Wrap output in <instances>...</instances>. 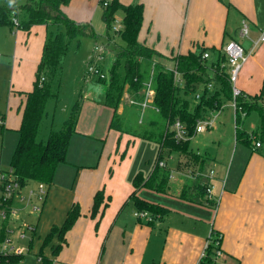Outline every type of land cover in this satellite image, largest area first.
Here are the masks:
<instances>
[{
	"label": "crops",
	"instance_id": "0c3cea01",
	"mask_svg": "<svg viewBox=\"0 0 264 264\" xmlns=\"http://www.w3.org/2000/svg\"><path fill=\"white\" fill-rule=\"evenodd\" d=\"M103 1L112 0H71L63 11L78 23L95 26L101 19L104 21ZM119 1L123 5H143L139 41L158 53L155 62L175 69L177 55L202 49L213 52L235 41L249 54L239 72L236 88L248 96L263 92L264 41L254 46L264 35V0ZM117 18L122 22V12L117 13ZM243 22L249 26L248 38L239 34ZM1 28L9 30L13 38L11 47H7L10 45L7 39L0 41V61L12 59L9 97L11 103L20 101V110L23 97L19 93L34 89L49 28L35 25L25 31L0 27L1 34ZM210 56L213 60V53ZM87 92V102L81 111L82 115L84 112L91 115V123L85 126L81 120L77 123L67 163L57 169L43 211L31 221L36 236L27 246L30 250L18 260L9 258L2 264H43L44 259L51 264H201L213 233L221 235L222 240L221 255L213 256L212 264H264V116L251 113L248 118L256 113L259 126L243 127L255 135L251 146L237 142L236 125L235 141L232 137L230 140L222 137L219 146L225 140L227 150L233 149L229 165L227 159L218 158L217 154L213 157L197 153L207 158L204 175L209 176L211 170L215 172L214 178L203 176L192 180L201 184L208 180L212 185L214 197L207 203L197 183H187L191 180V169H177L183 161L179 156H170L175 169L166 192L146 187L137 189L136 177L141 174L146 182L155 169L145 177L143 171L134 167L135 154L147 140L111 130L114 113L111 120L100 123L101 106L112 109L104 104V87ZM124 104L119 114L124 111ZM227 106L224 104L215 115L209 113V117L214 115L215 125L207 132L220 131L219 119ZM9 108L14 110L12 106ZM255 142L261 146L255 147ZM198 168L197 165L194 170ZM99 191H103L105 201L100 212L92 216ZM133 193L161 205L167 212L152 221L136 217ZM76 205L81 216L66 233L65 240L55 233L46 241L55 227L63 226L68 212Z\"/></svg>",
	"mask_w": 264,
	"mask_h": 264
},
{
	"label": "trees",
	"instance_id": "16d2710c",
	"mask_svg": "<svg viewBox=\"0 0 264 264\" xmlns=\"http://www.w3.org/2000/svg\"><path fill=\"white\" fill-rule=\"evenodd\" d=\"M71 0H0V27L15 28L13 19L19 21L18 28L29 31L35 25H46L49 34L39 64L34 89L19 93L22 96L20 106L21 121L17 129L19 140L13 158V167L23 184L36 181L52 185L57 169L67 163L72 136L76 133L78 116L74 113L58 131H52L46 141L40 137V129L46 116V104L51 97L50 81L61 65L63 57L69 51L71 42L83 37H95L96 33L90 23H78L70 19L63 8ZM104 7L103 19L107 26V35L112 32L117 13L122 12L123 29L118 35L126 47L116 53L107 70L106 79H99L104 87V104L111 107L114 115L110 129L120 134H128L133 138L157 143L160 153L152 176L145 182L139 174L135 180L137 189L146 187L157 192H166L172 173L170 167L159 165L164 150L170 156L190 157L198 161L199 171H205L207 158L195 153L190 148V140L196 134L198 121L208 118L209 113L220 111L228 101L236 103L235 125L237 142L251 146L255 135L243 129L246 118L257 112L264 116V90L258 96H248L243 92L234 97L231 80V66L228 63L224 47L220 50L190 52L177 55L175 69H168L154 61L158 53L139 41V33L143 23L144 8L141 4L123 5L119 0H112ZM110 39V38H109ZM111 40V39H110ZM213 53V60L203 58L205 53ZM45 81L40 83L41 78ZM152 79L154 100L150 107L142 109L145 99L146 84ZM194 95L196 105L191 107L188 97ZM128 96V97H127ZM199 96V98H197ZM134 101V103H129ZM127 102L128 104L125 105ZM125 103V104H124ZM124 111L119 114L121 105ZM180 122L186 129V140L175 138V124ZM256 144V142H255ZM189 158V159H190ZM193 161V162H194ZM191 163L184 161L177 165L178 170H188ZM196 173L195 170L192 171ZM198 189L205 195V187L197 182ZM195 185L192 180L187 181ZM191 185V186H192ZM132 200L138 211H147L152 219L163 216L167 209L140 198L133 193ZM105 201L103 191H99L94 199L92 216L100 212ZM107 203L104 205V208ZM81 216L79 206H73L68 212L63 226L55 227L48 235V241L55 233L65 240L66 233ZM217 247L210 244L201 264H212ZM12 261L19 257L13 256ZM43 264H51L47 259Z\"/></svg>",
	"mask_w": 264,
	"mask_h": 264
},
{
	"label": "rangeland",
	"instance_id": "374dc122",
	"mask_svg": "<svg viewBox=\"0 0 264 264\" xmlns=\"http://www.w3.org/2000/svg\"><path fill=\"white\" fill-rule=\"evenodd\" d=\"M93 27L95 29L96 36L83 37L80 42L77 40L72 41L69 51L63 57L60 67L50 81V91L52 95L47 101L46 116L40 129V137L44 141L48 139L52 131L60 130L64 123L69 120L74 113L78 116V122L81 120V124L83 126L91 123V115L88 112H84L82 115L81 110L84 103L87 102V90L93 88H103V86L98 82L99 78L89 77L88 75L87 64L95 55V45H101L107 49L106 57L99 63V66H101L105 72H107L110 62L116 57V53L126 47L122 38L113 32H110V37H107V26L102 19L98 25L96 24ZM1 29H3V32L2 34L0 32V41L7 39L8 43H10L7 47H11L13 38L9 35L10 31L5 28ZM109 38L111 39L110 41L108 40ZM11 60V57H9L5 58L4 62L0 61V115L6 118L7 128L3 136L2 163L6 168L13 166L14 153L19 140L17 129L21 121V112L18 109L20 101L18 100L17 102L11 103L9 97V93L11 91L10 79H12ZM2 64L5 66H2ZM236 82L234 83L235 87ZM194 99V95H190L187 99L190 101L191 107L193 108L197 103ZM225 104L228 106L225 108L219 119V122L221 123L220 131H214L212 133H210V131L202 135H195L190 140V148L195 153H201L207 156L212 155L214 157L215 154H217L218 158L223 157L224 160L227 159V164L229 165L233 149L230 151L229 149L227 150L225 140H230L232 137L235 141V109L231 102L227 101ZM10 106L13 107V111H10ZM101 109L102 112L98 117L99 122L101 123L102 120L105 119L111 120L114 111L103 106H101ZM251 124H254L253 129L260 124L256 113L252 114L251 117L246 118L243 127H250ZM222 137L225 140L223 143L221 142L219 146ZM159 153L160 146L158 144L149 141L143 142L139 152L137 155L135 154L136 159L134 157V167L139 171H143L144 176L148 177L157 165ZM171 156L178 157L176 154H172ZM163 157L165 159V163L170 167V169L174 170V161L171 160L167 149L164 150ZM180 157L181 156L178 158ZM189 158L190 157L187 158L184 156L182 163L184 164V161L191 163L188 168L191 169L192 172L196 169L199 163L198 161H194L192 158ZM27 184H30L34 189L39 186V182L36 181H29ZM146 193L148 195L150 194L148 191H146ZM20 207H24L27 211L29 210L26 204H20ZM34 217L35 216L33 215H29L27 217L28 221H34ZM18 236L19 231L13 234L12 238L17 240ZM22 245L28 246L29 240H24Z\"/></svg>",
	"mask_w": 264,
	"mask_h": 264
},
{
	"label": "built area",
	"instance_id": "2783aa9c",
	"mask_svg": "<svg viewBox=\"0 0 264 264\" xmlns=\"http://www.w3.org/2000/svg\"><path fill=\"white\" fill-rule=\"evenodd\" d=\"M103 6L108 5V1H103ZM14 26L17 28L19 26L18 19H13ZM123 29L121 20L118 18L113 23L112 32L119 35ZM241 38H248L249 36V26L247 22H243L239 31ZM110 41V39H108ZM264 41V35L255 42V46ZM224 51L228 58V63L231 66V80L233 82L234 97L240 94V91L235 87L234 83L237 81L239 72L242 65L249 58V54L245 53L243 47L235 42L230 41L224 47ZM94 57L88 62V75L89 77H97L99 79H106L107 75L99 66V63L106 57L107 49L101 45H95ZM210 54L207 52L204 54L203 58H209ZM45 78L42 77L40 83H43ZM146 94L145 99L141 103L142 109L150 107L154 100V90L152 88V79L146 84ZM199 98V96L197 97ZM129 102L132 104L134 101ZM232 106L236 111V103L233 101ZM214 112L213 114L215 115ZM210 116L204 120L198 121L196 127V133H205L212 129L215 125V117ZM6 118L0 115V264L3 263L5 259H9L13 256L21 257L27 253L30 249L29 247L22 245L24 240L33 241L36 236V228L34 223L28 221V216L33 215L35 217L40 216L43 211L44 203L46 201L50 186L45 183H39V186L34 189L30 184H23L19 179L13 166L6 168L2 163V148H3V136L6 132ZM176 135L175 138L178 141L186 140V129L184 125L180 122L175 124ZM261 143L256 142L255 147H260ZM159 165L162 167L166 166L165 160H160ZM193 173V172H192ZM190 175L192 180L203 179V176L214 178L215 172L213 170L208 174L204 175L202 171L196 170V173ZM173 174L171 173L170 179ZM205 187V201L209 203L213 199L212 185L207 182L202 184ZM20 204H26L28 211L24 207H20ZM215 206L218 204L215 203ZM138 218L144 217L149 221H152V216L147 211H138L135 213ZM19 231V236L17 240L12 238L13 234ZM30 234V235H28ZM222 236L212 234L209 242L206 245V249L212 243L217 247V255L220 256L221 252L219 250L221 244ZM22 241V242H21ZM205 258V255H203Z\"/></svg>",
	"mask_w": 264,
	"mask_h": 264
},
{
	"label": "clouds",
	"instance_id": "9594fccd",
	"mask_svg": "<svg viewBox=\"0 0 264 264\" xmlns=\"http://www.w3.org/2000/svg\"><path fill=\"white\" fill-rule=\"evenodd\" d=\"M10 4L14 3V0H9Z\"/></svg>",
	"mask_w": 264,
	"mask_h": 264
}]
</instances>
